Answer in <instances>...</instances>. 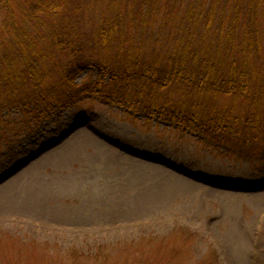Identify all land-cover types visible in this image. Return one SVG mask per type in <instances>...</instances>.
Masks as SVG:
<instances>
[{"label":"rangeland","instance_id":"rangeland-1","mask_svg":"<svg viewBox=\"0 0 264 264\" xmlns=\"http://www.w3.org/2000/svg\"><path fill=\"white\" fill-rule=\"evenodd\" d=\"M101 96L0 166V264H264V163Z\"/></svg>","mask_w":264,"mask_h":264},{"label":"trees","instance_id":"trees-1","mask_svg":"<svg viewBox=\"0 0 264 264\" xmlns=\"http://www.w3.org/2000/svg\"><path fill=\"white\" fill-rule=\"evenodd\" d=\"M100 95L264 163V0H0V166Z\"/></svg>","mask_w":264,"mask_h":264}]
</instances>
